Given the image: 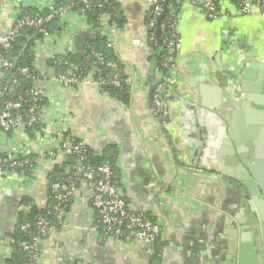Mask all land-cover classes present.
Masks as SVG:
<instances>
[{"label":"crops","instance_id":"crops-1","mask_svg":"<svg viewBox=\"0 0 264 264\" xmlns=\"http://www.w3.org/2000/svg\"><path fill=\"white\" fill-rule=\"evenodd\" d=\"M125 22L112 24L113 40L130 86L124 105L100 88L74 89L56 80L49 56L84 54L94 31L67 14L36 71L44 90L40 127L0 132V154L37 159L34 174L7 172L0 179V264L11 254V236L25 197L43 207L49 177L66 155L65 136L96 151L115 147L118 192L136 212L159 226L161 264H264V26L258 13L208 20L198 0H176L175 65L167 117L156 110L160 74L147 31L151 0H117ZM54 0H0V34L12 30L20 9ZM174 8V7H173ZM44 77V79H42ZM47 130L48 133L40 131ZM93 178L74 191L66 225L40 241L36 264H149L139 243L115 242L95 231ZM236 253V256L233 254Z\"/></svg>","mask_w":264,"mask_h":264},{"label":"built area","instance_id":"built-area-1","mask_svg":"<svg viewBox=\"0 0 264 264\" xmlns=\"http://www.w3.org/2000/svg\"><path fill=\"white\" fill-rule=\"evenodd\" d=\"M96 0H80V3L84 5V9L81 12L73 10L74 5L70 4L67 6L61 14V26H64V21L67 14L78 17L79 19L86 20L87 12H90L94 6L93 3ZM198 1V0H196ZM201 4L200 10L203 12L204 16L208 20H216L223 16L224 14L234 13L239 16H250L255 12L258 13L262 19L264 26V0H200ZM166 0H151L149 4V11L147 15V31L157 29V22L159 17L164 11ZM54 2H52L48 7L52 8ZM102 7V5H98ZM25 7V6H23ZM22 7V8H23ZM20 9L18 19L14 24L12 30L6 34H0V47L4 50H10L12 48V43L18 32L25 28L42 29L46 23L51 20L49 17H32L29 14ZM169 10L167 11L168 14ZM169 22L172 23L174 18H176V11L171 10ZM166 14V16H167ZM166 16L164 18H166ZM87 21V20H86ZM175 23V22H174ZM174 23L168 27V29H174ZM101 36L105 37L107 40V47L114 51H117L116 44L113 40V28L109 17L104 16L101 19L98 28ZM44 37L42 40L36 42L34 47L35 51V63L38 59V52L40 50L48 49L50 45L51 35L42 29ZM149 32V31H148ZM149 39L153 42L159 44L158 36L155 32L148 33ZM166 49L171 54L172 52H177L178 41L166 39L165 42ZM93 57L99 63H104V57L98 52H92ZM49 61L58 64L63 67V72L56 75V80L63 84L64 86L79 89L85 86H95L101 89L102 86L107 84H112L116 87L121 85V78L119 74L113 75V77L108 80L107 77H98L97 79L90 77H83V68L76 65H72L69 68L64 66L63 58H57L50 55ZM173 61L172 58H168L164 67L170 69V76L165 83H160L155 91L154 104L157 112L162 117H167V102L170 97L169 88L176 86L177 84V67L176 65H170ZM1 68L8 70L12 67L9 60L0 58ZM111 67H115L114 64H108ZM21 73L27 77L33 78L37 81L41 77L37 75H32L30 70L27 68L22 69ZM5 73L0 72V97H3L6 93L7 87H3ZM44 79V77H42ZM169 93V94H168ZM44 97V90L41 88H36L35 85L31 88L25 96L13 93L10 100L5 102L4 110L0 113V132L3 134L13 133L14 130L19 126H24L25 128H33L36 132L40 127V117L42 105H39L40 101ZM31 99L33 106L29 110V115L27 118L24 117L20 110L23 108L24 103ZM40 131L48 133L47 130ZM62 142L61 150L51 151L48 155L52 159H58L65 155H76L78 156L77 164L74 167V177H80L85 174V176H90L93 178V187L91 189L92 194V206L97 212V221L94 230L105 231L106 236L113 239L115 242H122L125 244L139 243L144 248L146 253L151 256L155 245L160 238V231L158 224L153 221L146 213L136 212L132 210L127 201L119 195L118 188L114 183V169L109 162L98 167L97 170L92 168H86L84 165V145L82 143H76L72 138L65 136ZM0 156V179L7 172H16L17 168L29 167L32 174H34L37 167V159L32 160V156L29 154H22L19 157L1 154ZM31 174V175H32ZM22 177H28L21 174ZM63 182H56L52 184L51 190L52 195L55 198V204L51 209V213H54L55 217L58 219V224L61 228L66 225L69 216V207L74 199L75 185L70 179ZM30 208V207H29ZM27 208V212L29 210ZM30 225L26 224L22 227L23 230L28 231ZM38 233L50 234L56 231V227L51 225V223L46 218H39L36 224ZM29 232V231H28ZM29 235L32 237L33 242H23L21 244L22 248L30 253V260L26 264H36L38 259V248L37 244L40 242V238L36 234Z\"/></svg>","mask_w":264,"mask_h":264},{"label":"trees","instance_id":"trees-1","mask_svg":"<svg viewBox=\"0 0 264 264\" xmlns=\"http://www.w3.org/2000/svg\"><path fill=\"white\" fill-rule=\"evenodd\" d=\"M166 3V2H165ZM70 4L74 5L73 10L81 12L84 9V5L80 3V0H54V4L52 8H36V7H23L22 10L25 14H29L32 17H49L51 16V20L44 25L42 29L47 31L51 36L57 35L62 30L61 26V14L64 9ZM98 5H102L99 7ZM94 8L87 12L86 20L88 24L91 26L94 31L93 37L88 42L86 47L84 48V54L80 55L78 53H72L63 58L64 66L69 68L72 65H76L80 68H83V77H107L108 80L113 77L115 74H119L121 78V85L116 87L112 84H107L101 87V91L111 97L112 99L127 105L130 102V86L124 77V68L121 64V60L119 58L118 52L107 47V40L105 37L101 36L98 28L101 22V19L104 16L109 17L112 24H116L118 27L122 26L125 22L123 16L120 12V5L117 0H96L93 3ZM174 7V8H173ZM177 8L176 0L168 1V10L176 11ZM168 12L166 18L160 22V35L158 36L157 29L148 30L149 34L151 32H155L159 39V44L156 42H151L152 46V58L155 62L157 70L160 74V80L157 86L160 83H165L170 76V69L164 67V63L168 58H172L173 61L170 65L175 64L176 52H172L171 54L166 49V39L173 40L177 42L178 38L175 33V29H168L170 25L176 22V18L169 22L170 13ZM175 25V23H174ZM42 29H34L25 27L21 29L18 34L15 36L12 48L10 50H4L0 47V58L1 56L7 60H9L12 64V67L8 70L4 68H0V72L5 73L4 82L2 84L3 87H7L6 93L3 97H0V113L4 110L5 102L12 99L11 96L13 93L18 95L25 96L26 93L34 87L35 80L31 77H27L21 73L22 69L27 68L30 70L32 75H37L35 63V51L34 47L36 42L42 40L44 37ZM98 52L104 57V63H99L95 60L92 55V52ZM51 65L56 68V73H62L63 67L58 64H54L50 62ZM112 63L115 67H111L108 64ZM157 88V87H155ZM170 89V88H169ZM169 94V93H168ZM45 100L42 99L39 105H44ZM33 102L31 99H28L23 108L20 110V113L24 115L25 118L29 115V110L33 106ZM28 133L32 135L33 128H26ZM12 133H8L7 135H11ZM74 142L79 143L76 139H73ZM84 165L86 168H92L93 170H97L98 167L104 165L109 162L112 168L114 169V183L116 187H119V172L117 168V158L118 153L116 148L111 146L106 148L103 151H96L89 147H84ZM0 156H2L0 154ZM66 160L62 164L56 165L53 172L49 177V185L47 191V203L43 207H39L33 204V201L29 197H25L22 200V205L29 208L27 211H20L16 226L11 236V254L6 259L5 264H26L30 260V253L25 251L21 244L23 242H33L32 237L29 235L36 234L40 241L44 240L49 234L38 233V229L36 227L37 221L39 218H46L51 225L55 226L56 229H60L61 226L58 224V219L55 217L54 213H51V209L55 204V198L52 195L51 186L56 182H63L70 178V176L74 175V167L77 164L78 156L76 155H66ZM32 160H36L35 157H32ZM16 173L25 176H30L32 174L29 167L17 168ZM85 174L80 177H74L70 179L74 182L75 187L77 184L84 178ZM74 200V199H73ZM73 200L71 204L73 203ZM72 205H70L68 211L70 212ZM26 224H29L30 227L28 231L22 229V227ZM38 248L37 255L39 254L40 243L36 246ZM163 247L164 243L161 238H159L158 242L155 245V249L153 250V254L149 257V264H161L163 261Z\"/></svg>","mask_w":264,"mask_h":264},{"label":"water","instance_id":"water-1","mask_svg":"<svg viewBox=\"0 0 264 264\" xmlns=\"http://www.w3.org/2000/svg\"><path fill=\"white\" fill-rule=\"evenodd\" d=\"M168 1H169V0H166L164 11H163V13L161 14V16L159 17L158 22H157V32H158V36L160 35V22H161V21L163 20V18L166 16L167 11H168ZM0 68H1V63H0ZM233 254L236 256V253H233Z\"/></svg>","mask_w":264,"mask_h":264}]
</instances>
